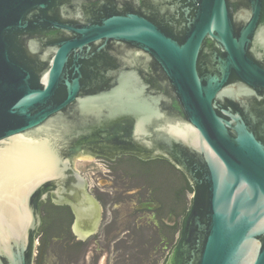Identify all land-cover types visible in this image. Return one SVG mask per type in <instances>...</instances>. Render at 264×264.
I'll list each match as a JSON object with an SVG mask.
<instances>
[{
	"label": "water",
	"instance_id": "1",
	"mask_svg": "<svg viewBox=\"0 0 264 264\" xmlns=\"http://www.w3.org/2000/svg\"><path fill=\"white\" fill-rule=\"evenodd\" d=\"M194 1L190 31L177 39L132 9L97 12L75 25L62 24L57 12L78 17L82 0H0V264H34L39 217L27 210L29 190L57 179L60 163L69 178V163L60 162L44 133L75 103L68 143L93 145L103 127L129 118L130 142L157 138L194 186L166 264H264V0ZM183 14L189 19V10ZM62 30L73 38L46 52L41 41ZM208 37L226 59L216 57V71L199 73ZM113 39L161 64L188 124L167 123L154 137L166 96L133 70L82 72L80 61L89 57L77 51ZM82 205L83 218H93L95 202L84 197Z\"/></svg>",
	"mask_w": 264,
	"mask_h": 264
},
{
	"label": "flooded vegetation",
	"instance_id": "2",
	"mask_svg": "<svg viewBox=\"0 0 264 264\" xmlns=\"http://www.w3.org/2000/svg\"><path fill=\"white\" fill-rule=\"evenodd\" d=\"M154 2L82 0L78 17L60 11L57 15L62 24L87 25L97 12L132 9L182 39L190 31L198 4L194 0ZM239 8L240 5H230V9ZM184 10H189V19H182ZM71 38L62 30L48 34L39 44L48 52L56 48L53 43ZM77 52L89 57L80 61L85 75L133 70L152 89L166 96L159 102L164 114L155 120V130H151L154 137L162 135L167 123L188 124L174 86L152 55L115 39L94 42ZM216 57L225 60L226 52L208 37L198 59V72L216 71ZM71 109L64 108L52 117L44 133L60 162L64 159L65 167L69 163V178L65 170L61 171L60 163L57 179L40 182L28 194L27 210H36L39 217L34 264H166L179 243L183 219L194 201L191 181L172 156L162 153L164 149L156 145L157 138L148 139L152 145L130 142L135 125L129 118L103 127L93 145L68 143L66 120ZM84 197L91 198L97 206L93 218H83L82 210L77 209L80 204V209L85 207Z\"/></svg>",
	"mask_w": 264,
	"mask_h": 264
},
{
	"label": "rangeland",
	"instance_id": "3",
	"mask_svg": "<svg viewBox=\"0 0 264 264\" xmlns=\"http://www.w3.org/2000/svg\"><path fill=\"white\" fill-rule=\"evenodd\" d=\"M56 264H57V261H56Z\"/></svg>",
	"mask_w": 264,
	"mask_h": 264
}]
</instances>
